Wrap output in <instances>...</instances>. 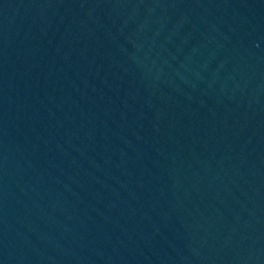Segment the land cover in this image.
I'll return each mask as SVG.
<instances>
[{
	"label": "water",
	"instance_id": "obj_1",
	"mask_svg": "<svg viewBox=\"0 0 264 264\" xmlns=\"http://www.w3.org/2000/svg\"><path fill=\"white\" fill-rule=\"evenodd\" d=\"M0 264H264V0H0Z\"/></svg>",
	"mask_w": 264,
	"mask_h": 264
}]
</instances>
